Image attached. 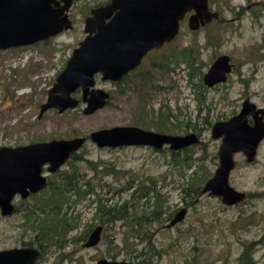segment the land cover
Returning a JSON list of instances; mask_svg holds the SVG:
<instances>
[{
	"label": "rangeland",
	"instance_id": "1",
	"mask_svg": "<svg viewBox=\"0 0 264 264\" xmlns=\"http://www.w3.org/2000/svg\"><path fill=\"white\" fill-rule=\"evenodd\" d=\"M95 1L74 3L72 29L32 45L0 50V147L87 137L83 147L58 171L52 173L48 165L43 167V174L54 185L61 181L60 172L75 166L82 192L68 196L62 214L70 230L58 237L57 243L45 244L38 264H97L101 258L138 264L144 259L139 257L142 252L149 264H243L244 245L251 242H256L255 264H264V141L254 163H247L241 153L236 155L230 181L236 189L247 192L242 203L227 206L220 197L209 194L191 200L184 190L196 186L207 170L212 176L219 164L221 139L212 137L213 124L239 112L247 97L264 107V0H211L221 20L197 32L189 29L187 20L183 22L177 41L162 52H153L142 66L148 79L117 86L97 77V86L111 90L105 107L86 114V103L76 92L74 97L81 100L78 107L64 112L50 108L40 116L49 90L85 37V18ZM190 45L195 52L200 51L195 72L181 53L174 61L166 58ZM221 54L231 57L234 69L227 82L210 88L203 76ZM161 59L165 67L152 64ZM122 125L174 135L198 134L201 142L187 151L195 163L187 167L184 149L173 155L169 146L161 150L150 146L99 147L90 139L93 131ZM131 184L156 186L166 209L161 221L149 214L156 209L155 198L133 199L132 190H128ZM44 190L23 202L17 198L19 207L13 215H0V249L28 244L39 247L33 215L28 216L27 209L38 203ZM98 200L106 208L128 202L139 216L148 213L149 221L143 230L122 220L103 224ZM183 207L188 209L185 219L168 227ZM99 225L104 226L101 242L84 247L89 233Z\"/></svg>",
	"mask_w": 264,
	"mask_h": 264
},
{
	"label": "water",
	"instance_id": "2",
	"mask_svg": "<svg viewBox=\"0 0 264 264\" xmlns=\"http://www.w3.org/2000/svg\"><path fill=\"white\" fill-rule=\"evenodd\" d=\"M73 3L74 0H0V50L32 45L72 29ZM188 13H191L192 29L220 16L218 11L210 9L209 0H111L92 9L85 20L87 35L57 76L47 102L41 105L40 116L50 108L64 112L78 107L81 100L73 96L78 89L83 92L86 114L105 107L111 94L97 88L96 75L101 74L103 81H120L140 65L151 49L174 40ZM231 71L230 56L221 55L205 73L204 82L208 86L226 82ZM250 113L254 116V125L249 123ZM212 137L221 139L219 164L205 182L202 195L220 197L227 206L238 205L248 194L231 184V173L239 153L245 156L247 163L255 162L264 141V108L257 109L256 104L247 99L238 114L214 123ZM90 139L99 147L150 146L159 150L166 146L181 150L201 142L194 132L174 135L135 125L96 130L90 134ZM86 141L87 137L83 136L0 147V214L9 216L16 211V195L27 198L46 188L49 179L43 174V167L48 165L50 172H56ZM187 212L186 207L180 209L167 226L183 221ZM103 229V225L94 228L84 247L97 246ZM42 255V249L36 246L0 249V264H38ZM97 264L129 262L101 258Z\"/></svg>",
	"mask_w": 264,
	"mask_h": 264
},
{
	"label": "trees",
	"instance_id": "3",
	"mask_svg": "<svg viewBox=\"0 0 264 264\" xmlns=\"http://www.w3.org/2000/svg\"><path fill=\"white\" fill-rule=\"evenodd\" d=\"M194 45H190L185 48L182 52L184 59L186 60L188 66L194 70H198V67L195 66L198 63L199 55L198 51H194ZM202 71H200V75ZM192 78V76H191ZM189 148L184 149L185 156L184 161L187 163V167L191 168L195 163L190 161L187 151ZM180 154V151H173V155ZM201 161V160H200ZM71 165H73L71 163ZM75 166H72L70 171H62L59 174L62 176L61 181L53 185V181L49 184L47 190H44V194L38 200L34 206L27 209L29 212L28 216L33 215L32 218V227L36 229L37 234V243L39 247L45 252V244L48 242L57 243L58 237L64 236L70 228L65 219H63V205L69 202V197L72 194L79 195L82 190L80 181L75 174ZM195 173V172H194ZM211 176L209 170L205 173L204 176L200 179V182L196 186H189L190 189L184 188L188 196L191 197V200L200 197L202 194V185L205 180ZM128 190L131 191V197L134 199L146 198L150 201L151 198H155L156 209L149 212L151 218L156 221H161L164 218L166 209L163 207V202L160 199L161 195L155 185H142V184H131L128 186ZM80 192V193H79ZM128 202H125L121 207H112L106 208L102 206V202L98 200V213L102 219V223H108L110 221H124L129 222L130 227L136 228L138 230H143L144 224L148 223L149 216L148 213H144L142 216L138 215V211H131V207H128ZM106 217V218H105ZM87 234H85L86 236ZM30 245V244H28ZM47 245V244H46ZM256 242H251L244 245V250L241 254V261L243 264H255L253 259V254L255 251ZM144 256V257H143ZM139 257H143V261L138 263L149 264V261L145 254L142 252ZM138 257V258H139Z\"/></svg>",
	"mask_w": 264,
	"mask_h": 264
},
{
	"label": "flooded vegetation",
	"instance_id": "4",
	"mask_svg": "<svg viewBox=\"0 0 264 264\" xmlns=\"http://www.w3.org/2000/svg\"><path fill=\"white\" fill-rule=\"evenodd\" d=\"M77 0H74V3L76 2ZM210 1L211 0H209V6H210V9L211 10H213V11H218V10H215V9H213L212 7H211V5H210ZM111 2V0H96L93 4V6L91 7V9H90V12H89V14L86 16V18L91 14V11H92V9H94V8H96V7H99V6H102V5H105V4H108V3H110ZM74 3H73V5H74ZM73 5H72V7H73ZM72 9V8H71ZM219 13H220V11H218ZM190 15H191V13H188L187 15H186V17H185V19L181 22V28H180V32H179V34L176 36V38L174 39V40H172L171 42H169V43H165L162 47H160V48H154V49H151L144 57H143V59H142V62L140 63V65L138 66V67H136L135 69H133V70H131V71H129L120 81H118V82H112V81H103L102 79H101V77H102V75L101 74H97L96 75V80H97V77H100V79H101V81H103V82H105V83H112V84H115V85H117V86H122L123 84H125L127 81H131V80H138V81H143L144 80V78H146V79H148V71L147 70H142V66L146 63H148V58L150 57V55L152 56V54H153V52H162V51H164V49H166L167 47H168V45H171V44H173L175 41H177V39H178V37H179V35H180V33H181V31H182V24H183V22H185L186 20H187V22H188V26H189V29L191 30V31H193V32H197V31H199V30H202V29H204L206 26H208L209 24H211L212 22H215V21H220L221 20V13H220V16H219V18H214V19H212L210 22H208V23H206L204 26H200L199 28H197V29H192L191 27H190V21H189V18H190ZM70 18L73 20V24H74V18H73V16H72V14H71V10H70ZM86 18H85V20H86ZM86 33H85V37H86ZM84 37V38H85ZM82 41V40H81ZM80 43V42H79ZM79 45V44H78ZM21 47V46H20ZM23 47V46H22ZM189 47V46H188ZM13 48H15V47H13ZM76 48V47H75ZM74 48V49H75ZM185 48H187V47H184V48H182V49H179V50H175V51H173V52H171L169 55H167L166 56V58H170V60H172V61H174V59L175 58H179V56H181L182 57V55H179L180 53L182 54V52H183V50L185 49ZM10 49V48H9ZM73 49V50H74ZM72 53H73V51H72ZM72 55V54H71ZM198 55H199V57H200V51H198ZM221 55H224V54H221ZM221 55H219V56H217L216 58H215V60L213 61V63L217 60V58L218 57H220ZM229 56V55H228ZM71 57V56H70ZM165 57V56H164ZM231 58V57H230ZM165 59V58H164ZM69 60V59H68ZM67 60V61H68ZM213 63L211 64V66L213 65ZM67 64V63H66ZM152 64L154 65V66H160V67H165V65H164V63H163V61H162V59H161V62L160 63H158V61L157 60H153L152 61ZM231 64H232V71L228 74V78H229V75L233 72V69H234V64L232 63V59H231ZM169 65L167 64L166 65V67H168ZM210 66V67H211ZM210 67H209V69H210ZM208 69V70H209ZM207 70V71H208ZM206 71V72H207ZM205 72V73H206ZM205 73H204V75H205ZM228 80V79H227ZM203 81H204V76H203ZM227 82V81H226ZM225 82H222V83H218V84H215L214 86H208L207 84H205V82H204V84L206 85V86H208V87H210V88H212V87H216L217 85H220V84H224ZM97 88H103V87H99V86H97ZM103 89H105V88H103ZM105 90H107L110 94H111V90H108V89H105ZM76 92H80L81 93V96L83 97V92H82V89H78ZM75 92V93H76ZM49 94V93H48ZM74 96V95H73ZM111 97V96H110ZM247 99H250L249 97H247L244 101H243V103H242V107H241V109H240V111L242 110V108H243V105H244V103H245V101L247 100ZM83 101V100H82ZM109 101V100H108ZM250 101H251V99H250ZM251 102H253V101H251ZM85 103V102H84ZM254 103V102H253ZM43 104V103H42ZM81 104V103H80ZM79 104V105H80ZM256 104V103H255ZM78 105V106H79ZM257 106V105H256ZM259 108H264V107H258L257 106V109H259ZM239 111V112H240ZM239 112H237L236 114H238ZM235 114V115H236ZM234 116V115H233ZM231 118V117H230ZM248 120H249V123L251 124V125H254V123H255V119H254V116H253V114L252 113H250L249 115H248ZM214 125V124H213ZM163 133V132H162ZM168 134V133H167ZM198 135V134H197ZM199 136V135H198ZM38 142H40V141H38ZM32 143H35V142H32ZM29 144H31V143H29ZM27 145V144H26ZM17 146H22V145H17ZM17 146H10V147H17ZM2 147V146H1ZM153 148V147H152ZM188 148V147H187ZM155 149V148H154ZM157 150H159V149H157ZM161 150V149H160ZM173 151H176V150H173ZM74 155V154H73ZM73 155L71 156V158L73 157ZM70 158V159H71ZM69 159V160H70ZM68 160V161H69ZM67 161V162H68ZM66 162V163H67ZM46 166V165H45ZM49 167V166H48ZM58 171V170H57ZM50 183V182H49ZM45 189V188H44ZM43 189V190H44ZM42 191V190H41ZM39 193V192H38ZM37 193H34V194H31L29 197H27V198H30V197H33V196H35ZM17 198H20L21 200H22V202H23V200H26L27 198H22V196L20 195V194H18V195H16V197H15V199H16V202H15V199H14V204H15V207H16V211H17V207H19L18 206V204H17ZM28 207H30V206H28ZM15 211V212H16ZM14 212V213H15ZM13 213V214H14ZM13 214H11V215H13ZM1 215V214H0ZM11 215H9V216H11ZM2 216V215H1ZM9 216H3V217H9ZM104 227V226H103ZM92 232V231H91ZM91 232L89 233V235L91 234ZM89 235H88V237H87V240H88V238H89ZM102 240V239H101ZM101 242V241H100ZM85 244V243H84ZM27 246H31V245H27ZM21 247H23V246H21ZM38 247V246H37ZM14 248V247H13ZM41 248V247H40ZM5 249H8V248H5ZM42 249V248H41ZM42 252H43V250H42ZM41 259V258H40Z\"/></svg>",
	"mask_w": 264,
	"mask_h": 264
}]
</instances>
